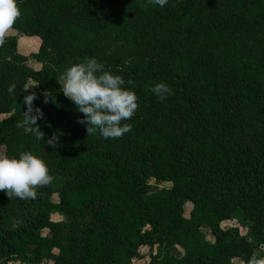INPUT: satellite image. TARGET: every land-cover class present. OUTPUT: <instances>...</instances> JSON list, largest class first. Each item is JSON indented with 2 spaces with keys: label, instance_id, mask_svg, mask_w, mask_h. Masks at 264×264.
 Listing matches in <instances>:
<instances>
[{
  "label": "trees",
  "instance_id": "1",
  "mask_svg": "<svg viewBox=\"0 0 264 264\" xmlns=\"http://www.w3.org/2000/svg\"><path fill=\"white\" fill-rule=\"evenodd\" d=\"M16 4L11 29L39 38L32 57L40 69L26 65L14 37L0 35V147L8 157L38 156L53 180L35 199L0 191V264H131L146 254L149 264H256L264 248V0ZM86 57L137 97L122 137L88 135L62 93L59 76ZM29 80L37 91H27ZM158 82L172 90L165 100L150 90ZM26 95L39 141L17 127ZM151 180L169 187L152 191Z\"/></svg>",
  "mask_w": 264,
  "mask_h": 264
},
{
  "label": "clouds",
  "instance_id": "2",
  "mask_svg": "<svg viewBox=\"0 0 264 264\" xmlns=\"http://www.w3.org/2000/svg\"><path fill=\"white\" fill-rule=\"evenodd\" d=\"M168 0H147V3L163 8ZM20 15L16 0H0V35H3L14 24ZM2 42V41H0ZM63 95L71 100L76 110L83 114L78 123L85 125L89 134L98 133L104 139L122 137L131 130V125L122 123L130 120L138 107L134 92L123 87L125 84L121 75L104 70V65L95 57H86L82 62L72 64L60 76L59 83ZM15 85L10 84L11 94ZM151 92L160 100H165L171 94V88L158 82L151 87ZM33 95L23 97L27 105L24 111L23 128L25 134L35 135L39 141L42 133L36 127L37 115H32ZM39 113V109L36 110ZM55 137L47 143L54 147ZM53 177L45 162L31 152H21L18 157H0V191L9 198L35 199L36 188L50 184ZM256 264H264L257 261Z\"/></svg>",
  "mask_w": 264,
  "mask_h": 264
},
{
  "label": "rangeland",
  "instance_id": "3",
  "mask_svg": "<svg viewBox=\"0 0 264 264\" xmlns=\"http://www.w3.org/2000/svg\"><path fill=\"white\" fill-rule=\"evenodd\" d=\"M5 34L9 35V36H12L16 39L17 41V51L19 54H21L22 56H24L26 58V65L34 70V71H38L40 69V64L33 59V55L37 53L38 51V48H39V44H40V41H39V38L36 37V36H26L24 35L23 33L17 31V30H14V29H9L8 31L5 32ZM26 89L27 91L33 93L35 91H37V85L34 81L32 80H29L27 82V85H26ZM4 147H0V157L4 156ZM150 185H151V189L152 191H158L159 189L161 188H165V187H169V185L167 184H163V183H159V182H155L154 180H151L150 181ZM189 206L188 205H185L184 209H185V214L188 215V211H189ZM53 220L54 221H58L61 219L60 216H57V215H53L52 216ZM16 224V222H14ZM229 224H235V223H229ZM239 232L242 236L248 238V232H247V229L243 226H240L239 225ZM201 231L203 232V234L205 235L206 239L207 240H210L209 236H208V229L207 227H202ZM154 251H155V248H154ZM172 254H175L176 256H179V251H177V248L174 249H170L169 250ZM263 251H264V248L262 249H258L256 251L259 259L258 261H264L263 259ZM150 262V258L149 256L146 254L145 257L143 259H135V260H132L131 264H149ZM20 263V262H19ZM3 264H6V263H3ZM7 264H18V262L16 261H13V262H9ZM46 264H53L52 262L51 263H46ZM234 264H241L240 261L238 260H235L234 261Z\"/></svg>",
  "mask_w": 264,
  "mask_h": 264
},
{
  "label": "crops",
  "instance_id": "4",
  "mask_svg": "<svg viewBox=\"0 0 264 264\" xmlns=\"http://www.w3.org/2000/svg\"><path fill=\"white\" fill-rule=\"evenodd\" d=\"M140 260H141V259H140ZM15 262H16V261H15ZM46 263H48V262H45L44 264H46ZM49 263H51V262H49ZM18 264H21V263L18 262Z\"/></svg>",
  "mask_w": 264,
  "mask_h": 264
}]
</instances>
